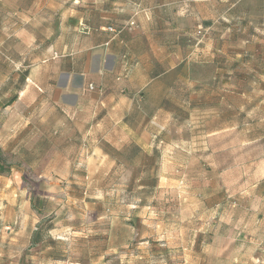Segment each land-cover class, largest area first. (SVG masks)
Wrapping results in <instances>:
<instances>
[{
  "label": "rangeland",
  "instance_id": "1",
  "mask_svg": "<svg viewBox=\"0 0 264 264\" xmlns=\"http://www.w3.org/2000/svg\"><path fill=\"white\" fill-rule=\"evenodd\" d=\"M93 2L0 0V259L264 264V17L197 29L209 61L191 109L130 128L54 102L55 61L85 48Z\"/></svg>",
  "mask_w": 264,
  "mask_h": 264
},
{
  "label": "crops",
  "instance_id": "2",
  "mask_svg": "<svg viewBox=\"0 0 264 264\" xmlns=\"http://www.w3.org/2000/svg\"><path fill=\"white\" fill-rule=\"evenodd\" d=\"M89 12L79 30L85 48L55 61L54 102L63 111L119 113L131 128L146 111L190 110L200 93L193 67L209 61L193 33L216 24L249 30L254 16L264 17V0H103Z\"/></svg>",
  "mask_w": 264,
  "mask_h": 264
},
{
  "label": "trees",
  "instance_id": "3",
  "mask_svg": "<svg viewBox=\"0 0 264 264\" xmlns=\"http://www.w3.org/2000/svg\"><path fill=\"white\" fill-rule=\"evenodd\" d=\"M16 100V96L12 97L9 101H8V105L11 104L12 102H14ZM124 151H137L136 148H131L128 149L126 148ZM123 151V152H124ZM120 155H124L123 153H121ZM157 157V151L154 150L152 152V154L150 156H145V161H148L150 163H152L154 161V159ZM147 183L145 184L147 187L152 188L154 185V179H150L146 181ZM34 206V205H33ZM40 242H42V235H41V230L37 229L33 235H32V239H31V245H37Z\"/></svg>",
  "mask_w": 264,
  "mask_h": 264
},
{
  "label": "built area",
  "instance_id": "4",
  "mask_svg": "<svg viewBox=\"0 0 264 264\" xmlns=\"http://www.w3.org/2000/svg\"><path fill=\"white\" fill-rule=\"evenodd\" d=\"M109 30H111V29H109ZM87 88H88L90 91H91V90H95L94 86L91 85V84H89Z\"/></svg>",
  "mask_w": 264,
  "mask_h": 264
}]
</instances>
